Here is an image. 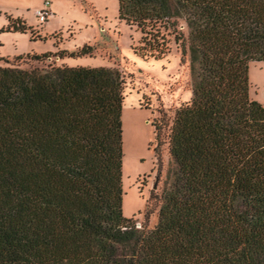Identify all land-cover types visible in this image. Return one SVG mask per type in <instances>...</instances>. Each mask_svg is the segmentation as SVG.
<instances>
[{"label":"trees","instance_id":"1","mask_svg":"<svg viewBox=\"0 0 264 264\" xmlns=\"http://www.w3.org/2000/svg\"><path fill=\"white\" fill-rule=\"evenodd\" d=\"M117 2L140 33L135 54L161 59L172 39L188 57L157 222L122 214L123 74L1 66L0 264H264V104L248 79L264 62V0Z\"/></svg>","mask_w":264,"mask_h":264},{"label":"rangeland","instance_id":"2","mask_svg":"<svg viewBox=\"0 0 264 264\" xmlns=\"http://www.w3.org/2000/svg\"><path fill=\"white\" fill-rule=\"evenodd\" d=\"M44 1L50 3L52 15L40 23L35 10ZM15 19L33 34L29 28L12 31L10 22ZM139 38V31L119 18L117 0H0V67H43L54 62L115 67L123 74L122 214L141 228H152L171 166L169 128L175 110L191 98V81L188 57L179 43L171 39L168 53L153 59L134 53ZM83 46H91L92 54L42 60L32 56ZM248 79L249 96L264 104V62L249 64Z\"/></svg>","mask_w":264,"mask_h":264},{"label":"built area","instance_id":"3","mask_svg":"<svg viewBox=\"0 0 264 264\" xmlns=\"http://www.w3.org/2000/svg\"><path fill=\"white\" fill-rule=\"evenodd\" d=\"M49 4L50 3L48 1H44L43 7L35 10V16L40 23L45 22L46 19L52 15ZM135 227L140 228L139 223L135 222Z\"/></svg>","mask_w":264,"mask_h":264}]
</instances>
